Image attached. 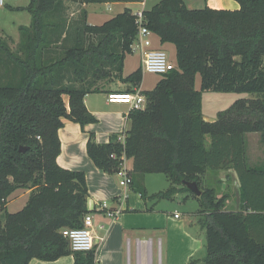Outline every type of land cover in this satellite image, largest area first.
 I'll return each mask as SVG.
<instances>
[{
    "label": "trees",
    "instance_id": "1",
    "mask_svg": "<svg viewBox=\"0 0 264 264\" xmlns=\"http://www.w3.org/2000/svg\"><path fill=\"white\" fill-rule=\"evenodd\" d=\"M144 0H30L32 19L19 25V41L0 36V264L55 261L97 264V248L74 251L62 229L83 226L88 209L86 173L64 168L59 130L64 120L83 128L97 122L85 96L118 79L134 91L144 78L139 66L124 76V62L138 34L129 7L102 24L87 10L70 17V3ZM238 9L189 8L185 0H160L144 9V25L161 44L176 47L177 64L151 90L146 105L129 113L124 138L113 133L99 143L90 133L87 153L109 174L132 160L133 189L145 201L174 199L180 192L200 205L198 225L205 254L188 264H264V162L248 155V133L264 144V0H236ZM201 75V89L195 78ZM246 92L217 119L203 114V92ZM27 147L21 151L20 147ZM224 172V179L221 176ZM236 174L238 187L234 184ZM148 173H164L171 186L149 196ZM184 181H195L197 196ZM29 191L26 205L7 209L17 190ZM238 197V208L229 206Z\"/></svg>",
    "mask_w": 264,
    "mask_h": 264
},
{
    "label": "crops",
    "instance_id": "2",
    "mask_svg": "<svg viewBox=\"0 0 264 264\" xmlns=\"http://www.w3.org/2000/svg\"><path fill=\"white\" fill-rule=\"evenodd\" d=\"M29 2L14 6L8 4V6L17 10V7H26ZM141 2L145 3V0ZM185 2L188 6L187 0ZM88 5L79 7L87 10ZM206 5L213 8L240 7L236 0H206ZM2 31L0 36L5 34V30ZM12 38L15 44L19 41V37L12 36ZM128 85L123 83L122 87L117 88L126 89ZM117 88L103 87L85 96L86 106L97 118V122L88 123L83 128L79 123L65 119L64 126L59 130L61 153L57 157V162L64 168L79 169L86 173L89 187L87 206L94 214L93 233L98 245L97 264H188L191 258L202 257L205 254V234L198 225V213L195 216H186L185 212L180 213L178 206L183 204L182 201L176 202V206H167L160 201L154 204L145 201L132 185L127 190L124 189L120 186L116 174H109L98 168L87 153L90 133L95 134L99 143H106L113 133H120L121 137H124L125 132L130 128L131 106L107 101L108 93ZM204 117L208 121L217 119L205 115ZM252 135L257 134L248 133V141ZM127 162L132 166L131 159H127ZM221 176L224 179V172H221ZM233 178L234 184L238 187L234 172ZM187 199L190 201L191 198L187 197ZM102 201H107L113 210L122 208L121 214L117 218H112L104 211L97 210V205ZM228 204L237 209L238 197L230 200ZM176 213H180L179 217L175 216ZM73 263L74 257L69 255L55 261L34 258L29 264Z\"/></svg>",
    "mask_w": 264,
    "mask_h": 264
},
{
    "label": "rangeland",
    "instance_id": "3",
    "mask_svg": "<svg viewBox=\"0 0 264 264\" xmlns=\"http://www.w3.org/2000/svg\"><path fill=\"white\" fill-rule=\"evenodd\" d=\"M6 5L0 7V31L5 30L7 36L19 37V25H29L31 23L32 16L27 10H15L14 8H9L8 4L22 5L29 0H5ZM160 0H145V3L142 2H129L119 4H110V3H90L87 7V20L90 24H102L106 20L112 18L119 12H122L126 7H129L133 10L134 13H137L139 10L150 9L154 4ZM189 8H204L206 6V0H187ZM79 6L70 3V17H76L79 15ZM213 8V7H212ZM215 8V7H214ZM225 8V7H221ZM227 8V7H226ZM3 32V31H2ZM154 48H160L166 51L168 59L177 64V53L176 47L172 43L161 44L160 38L156 34L151 35ZM14 46L16 44H13ZM139 66H142V58L139 50H133L132 53L128 54L125 62L123 73L124 76L130 74L136 70ZM144 78L142 83L139 85L140 89L151 90L155 87L156 83L162 78L163 74L159 73H150L143 70ZM103 87L113 88V87H122L123 82L118 79H113V82L110 81H101ZM195 87L196 89H201V75L198 73L195 78ZM121 90V89H116ZM255 97L252 93L246 92H216V91H204L203 92V114L205 116L217 118V115L220 111L228 109L235 101L241 98H253ZM248 141V155L250 159L255 163L264 162V144L260 140L259 133L253 132ZM259 135V136H258ZM144 185L147 189V192L150 195L158 193L160 191L167 190L171 186L169 178L164 173H148L144 176L143 179ZM187 196L186 192H180L174 199H161V200H149L150 203L159 201L164 203L167 206H176L178 201H182L183 204L178 206V211L180 213L185 212L186 216H195L198 213L200 205L199 202L192 198L184 199ZM29 198V192L24 189H19L11 196L7 209L10 212H16L22 209ZM159 202V203H160ZM160 205V204H159ZM179 213V214H180ZM193 214V215H192Z\"/></svg>",
    "mask_w": 264,
    "mask_h": 264
},
{
    "label": "built area",
    "instance_id": "4",
    "mask_svg": "<svg viewBox=\"0 0 264 264\" xmlns=\"http://www.w3.org/2000/svg\"><path fill=\"white\" fill-rule=\"evenodd\" d=\"M6 5L5 0H0V7ZM137 21L139 24L138 34L132 45L133 50H139L142 58L143 70L150 73L163 74L172 70L175 64L168 59L166 51L162 49L153 48V41L151 35L153 34L144 25L143 10H139L137 13ZM107 101L109 103H126L131 106L132 109H142L146 105V97L142 93L140 87L134 88V91H119L113 90L108 93ZM124 138V137H122ZM121 169L117 172L119 177V184L121 187L127 190L132 185V177L130 175L131 167L128 165L127 158L122 157ZM126 198V194L123 195ZM97 210L106 213L112 218H117L122 208L111 209L107 201H102L96 207ZM176 217L179 214L176 213ZM94 227V214L89 212L84 217L82 227L71 228L65 227L62 229L63 235L70 241L71 248L74 251H88L94 249L97 245V238L93 233Z\"/></svg>",
    "mask_w": 264,
    "mask_h": 264
},
{
    "label": "water",
    "instance_id": "5",
    "mask_svg": "<svg viewBox=\"0 0 264 264\" xmlns=\"http://www.w3.org/2000/svg\"><path fill=\"white\" fill-rule=\"evenodd\" d=\"M21 151H26L27 147L21 146ZM184 185H186L191 191H193L198 197L202 195V190L199 188L198 184L193 181H184Z\"/></svg>",
    "mask_w": 264,
    "mask_h": 264
}]
</instances>
